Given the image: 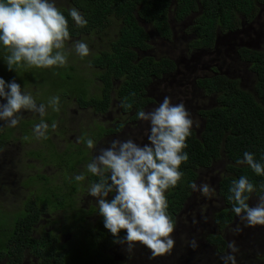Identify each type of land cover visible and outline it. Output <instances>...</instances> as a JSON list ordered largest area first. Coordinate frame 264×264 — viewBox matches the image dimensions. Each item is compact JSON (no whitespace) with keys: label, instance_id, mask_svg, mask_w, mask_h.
<instances>
[{"label":"trees","instance_id":"1","mask_svg":"<svg viewBox=\"0 0 264 264\" xmlns=\"http://www.w3.org/2000/svg\"><path fill=\"white\" fill-rule=\"evenodd\" d=\"M71 4V8H76L87 24L77 26L68 9L64 6L59 8L68 19L69 40L86 42L95 35L107 34L111 25H119L117 37L110 42L109 48L92 54L89 62L90 70L99 81L100 94L90 95L88 86L91 80L81 77L78 78L87 80L86 84L82 83L83 88L76 84V87L70 88L69 95L62 94L68 82L70 87L75 82L71 77L78 74L76 64H68L70 60L63 67L44 69L22 63L9 71L6 56L10 53L0 43V77L5 80V92L12 79L23 87L37 85L45 88L39 103H45L53 96L60 97L59 111L51 114L54 120H62L66 100L69 99L67 96H75L79 108L90 106L95 111L104 112L110 105L113 92L122 110L134 109V117L153 101L146 95L149 85L155 79L176 74L178 65L166 56L155 58L142 54L151 48L150 36L143 24L150 25L159 40L169 41L173 36L171 20L181 23L194 15L185 30L193 35L183 45V53H191L189 58H183L187 63L194 60L192 55L211 51L216 46L218 32L232 34L239 26V18L251 22L259 9H264V0H71ZM236 55L249 64V70L255 75L251 91L244 90L238 79L224 74L196 80V86L203 90L205 96L214 95L215 105L197 111L203 120L202 129L198 135L191 129L184 149L189 159L180 167L183 175L174 188L165 192L167 212L172 220L184 207L191 193L190 184L198 177L197 170L207 169L219 161L224 165L217 181V192L225 205L214 214V223L219 228H227L236 215L232 211L234 202L228 198L234 179L246 176L255 185L251 194L264 196V176L256 175L246 164L236 163L243 159L244 152H250L257 162L264 164V49L236 47ZM70 56L73 55L69 52V59ZM50 134L48 129L46 135ZM61 134L60 131L58 135ZM100 135L98 133L97 139ZM10 136L11 132H0V148L4 139ZM86 140L82 139L78 146L71 145L72 149L66 154H60L53 143L43 157L34 151L29 152L28 156L42 158V163L59 169L63 178L60 183L53 184L54 174L38 176L37 180L43 187H38L8 215L0 211V264H24L26 256L35 264H124L123 260L116 262L109 254L116 238L104 228L103 217L88 220L99 211L98 205L88 206L87 209L77 207L88 187L101 180V177L87 172L88 163L84 162L90 160L87 158ZM84 152L86 158L82 156ZM81 173L85 174V180L75 181L73 177ZM108 175V172L104 173L105 177ZM251 194L246 195L250 197ZM66 209L69 214L64 221H51V218L58 217L57 212ZM45 214H49L47 225L59 224L53 228L56 235L53 231L44 230L47 225L43 227L41 221ZM37 233L39 235L35 237ZM61 234L64 240L60 239ZM206 241L216 246L218 252L226 248L220 235L208 236Z\"/></svg>","mask_w":264,"mask_h":264},{"label":"rangeland","instance_id":"2","mask_svg":"<svg viewBox=\"0 0 264 264\" xmlns=\"http://www.w3.org/2000/svg\"><path fill=\"white\" fill-rule=\"evenodd\" d=\"M49 2H52V0H49ZM54 2L57 8L64 6L69 9L72 7L71 0H54ZM193 17L194 15H190L181 23H175L171 20L170 25L173 36L169 41L159 40V37L151 26L143 24L149 33L151 48L142 54H149L156 58L164 55L174 59L178 65V72L176 74H170L160 80L155 79L153 84L147 88L148 97L153 98V101L148 103L143 111L146 113L153 111L165 97H169L173 105L183 103L185 109L190 114V118L193 120L192 129L198 135L202 129L203 120L198 116L197 111L201 107L214 106L215 102L213 94L203 97L197 92L193 85V79L199 78L198 75H201L200 77H210L204 74L210 75L211 69L220 65L219 68L222 73L227 74L232 79H238L240 86L244 90L251 91L255 75L249 70V66L245 65L246 62L242 63L239 60V57L233 50H236V46L239 44H241V47L253 48L254 50L264 49V9H259L257 16L251 22L239 18V26L231 35L228 32H218L216 34V42L218 44L211 51L208 53L206 51H199L201 53L191 56L194 60L184 63L183 58H189L191 53H187L186 51L183 53V45L193 36L185 30L187 25L189 26L192 22ZM118 28L119 25L116 23L108 28L107 34L104 33L103 35H95V37L89 38L86 43L89 46L90 54L84 58H79L77 54H74L76 39L65 41V47L62 51L67 54L70 52L73 55L70 56V59L68 58L70 60L68 64H76L78 74L71 77L75 79V82L71 83V87L70 82H68L62 94L69 95L70 88L76 87V84H78L77 87L83 88V84H86L87 80H91L88 86L90 95L95 96L101 93L99 81L92 73V70H90L89 62L92 54L95 55L100 50H107L109 48L110 42L114 41L117 37ZM229 35L231 39L227 38ZM223 42H226L225 45H222ZM229 43H232V46ZM71 60H74V62ZM188 75H190V78H186ZM78 77L87 80L83 81ZM177 77L179 79L180 77L186 78L183 82L184 85H182L184 88L186 87V94L183 93L182 87H179L178 89H181V91H178L177 87L172 85L174 84L172 78ZM57 85H59V82ZM44 90L45 88L42 89L37 85L21 86L22 93L28 92L32 94L36 100L37 107L44 104L45 115L43 117L39 113L23 110L20 114L21 119L16 127H8L7 121H0V132H11L7 149L0 151V211L7 215L15 210L16 205L21 204L35 193L39 185L37 182L34 185L30 181L36 173V167L39 168V173L42 175L54 174L56 178L53 184L60 183L63 178L59 169H54L53 167L43 168L40 165L42 162L40 158H32L24 154V152L34 151L38 156L43 157L48 153L42 143L43 138L38 139L36 137L37 134L34 133V126L39 124L41 119L45 120L48 116L47 120L54 122L51 114L55 111L49 106V101L45 103L38 102ZM74 97L67 96L69 99L66 100L65 114L62 115V120L60 118L57 119V127L54 130L49 128L51 130L50 137L56 143L57 150L62 149L64 145L62 141L56 139L68 140L70 145L78 146L82 143L80 136L84 135V139L91 138L95 141L93 148L88 149L86 146L88 150L87 158L90 161H85L84 163H91L96 158V155L99 156L101 154L102 149L111 146L113 140L123 142L124 140L131 139L140 146L149 143V122L141 121L137 116L134 117V109L123 111L119 106L118 98L113 92L111 93L110 106L106 111L107 114L104 116L94 115L89 108H79L75 103ZM3 103H6V101L0 99V104ZM98 123L111 128L115 124L123 125V127L114 134L97 139V131H99ZM60 131H63L64 135H60L55 139L53 134H58ZM83 149L84 147H82ZM85 153L82 156L85 157ZM15 154L18 155L14 156ZM223 165L224 163L219 161L207 169L200 168L197 170L198 177L195 180L197 187L199 188V185L202 183H207L213 189V193L211 196L206 197L201 192L191 189V193L184 203V208L176 214L173 220L175 227L171 235L175 244L170 254L152 257L151 252L138 243L131 251L127 249L126 244L116 243L109 249V254L112 258L119 263L123 260L124 264H224L221 257L229 254L230 249L228 248V244L231 241H235L238 248V252L234 254L236 264H264V226L246 227V222L242 221L237 215H235L227 228H219L214 223V214L225 207L217 192V181L220 179ZM114 194H109L107 198L111 199ZM261 196L251 194L248 204L255 206ZM97 199V197L89 196L87 189L82 196V200L77 203V207L87 209L91 205L97 206ZM68 214V209L66 211H59L57 212L58 217L51 218V221H64L63 219ZM48 217L49 214H45L44 218H42L41 223L43 227L48 224L46 220ZM99 217V213L96 212L88 220L95 221ZM55 226L58 227L59 224L47 225L44 230L53 231L56 235L57 233L53 230ZM237 226L242 231L237 233L235 231ZM38 235L37 233L35 237H38ZM121 235L120 238L122 239L126 235L125 231L122 230ZM211 235H220L225 241L226 248L223 252H218L216 246L210 245L206 241L207 237ZM60 239L64 240L62 234L60 235ZM193 240L198 245L195 250L189 246ZM157 261H161V263H157ZM24 264H35V262L29 256H26Z\"/></svg>","mask_w":264,"mask_h":264},{"label":"clouds","instance_id":"3","mask_svg":"<svg viewBox=\"0 0 264 264\" xmlns=\"http://www.w3.org/2000/svg\"><path fill=\"white\" fill-rule=\"evenodd\" d=\"M68 14L79 27L87 21L76 8H69ZM68 19L57 8L54 0H0V43L10 53L6 56L7 68L26 64L36 68H53L66 66L68 54L62 50L65 41L69 40ZM54 50H56L54 52ZM74 51L81 58L90 54L89 46L80 40L74 43ZM5 92V80L0 77V121H7L8 127H16L23 110L45 115V106L36 105L31 93H22L21 85L12 79ZM60 97L53 96L49 106L59 111ZM141 121L150 125L148 142L143 146L127 139L123 142L113 140L111 146L101 150L91 163L86 166L92 176L101 177L100 182L92 183L88 195L97 197L98 213L103 217L104 228L116 239L113 243H124L131 249L138 243L146 247L152 257L170 254L175 241L172 238L174 222L169 216L168 200L165 192L174 188L183 173L180 167L189 159L184 149L187 138L191 135L193 120L183 103L173 105L169 97L153 111L136 113ZM48 124L41 119L34 126L36 137L47 139ZM54 130L57 125H51ZM95 141L86 140L88 149L93 148ZM118 146V151H117ZM237 164H246L256 175L264 176V164L257 162L250 152L243 153V159ZM108 172L107 177L104 173ZM81 173L73 177L77 182L85 180ZM193 191H199L208 197L213 189L202 183L197 187L190 184ZM255 191V185L246 176L234 179L229 188L233 201L232 211L240 217L246 227L264 226V196L255 206L247 201ZM115 193L108 199L109 193ZM229 226V225H228ZM125 231L121 239L119 234ZM238 233L242 229L237 226ZM122 236V235H121ZM190 247H198L195 240ZM229 254L222 256L224 264H236L235 253L238 252L235 241L228 244Z\"/></svg>","mask_w":264,"mask_h":264},{"label":"flooded vegetation","instance_id":"4","mask_svg":"<svg viewBox=\"0 0 264 264\" xmlns=\"http://www.w3.org/2000/svg\"><path fill=\"white\" fill-rule=\"evenodd\" d=\"M231 35V34H230ZM230 35L227 37V38H230ZM225 43L226 42H223V44L222 45H225ZM218 44V43H217ZM217 44H215V45H217ZM241 44H239V45H237L236 47L238 48V47H241L240 46ZM247 48V47H246ZM253 49V48H252ZM233 52L236 54V50H233ZM149 55V54H148ZM149 56H152V55H149ZM164 56V55H163ZM153 57H155V56H153ZM156 58V57H155ZM239 60H240V58H239ZM242 63H245L244 61H242ZM245 65H249V64H245ZM219 67H220V65H219ZM218 66L217 67H215L214 69H211V71H210V75H206V74H204L205 76H213V75H217V74H224V75H227V74H225V73H222L221 72V70H220V68H219ZM173 74V73H172ZM189 74V73H188ZM165 75H167V74H165ZM164 76V75H163ZM201 75H198V77L199 78H203L204 76H202V77H200ZM186 78H190V75H188ZM186 78H183V77H180V79L177 77V78H172V82H174V84H172V85H174V87H177L176 89L178 90V91H181V89L179 90L178 88L179 87H182L183 88V93H185L186 94V87L184 88L182 85H184L183 84V82L186 80ZM161 79H163V78H161ZM198 78H195V79H193V85L195 86V88H196V90H197V92H199L203 97H205V95H204V93H203V90L202 89H200V88H198L197 86H196V80H197ZM158 80H160V79H158ZM154 82V81H153ZM153 84V83H152ZM151 85V84H150ZM149 85V86H150ZM149 88V87H148ZM147 91H148V89H147ZM146 95H148V93H146ZM206 97H208V96H206ZM148 105V104H147ZM110 106V105H109ZM119 106H120V104H119ZM146 107V106H145ZM144 107V108H145ZM87 108H89L92 112H93V114L94 115H97V116H104V115H106L107 114V110H108V108H107V110L106 111H104V112H101V111H95L92 107H84V108H81V109H87ZM120 108L122 109V107L120 106ZM144 108L142 109V110H144ZM202 108V107H201ZM206 108V107H205ZM124 111V110H123ZM60 113H61V115H62V111H60ZM48 117V116H47ZM47 117H46V119L44 120V122L45 123H47L48 124V129L49 128H52L51 127V122H49L48 120H47ZM57 121V119H55L54 120V122L55 123H57L56 122ZM98 126H99V131H97L98 133H100L101 135H100V138L101 137H103V136H107V135H109V134H114V133H116V131H119V130H121V128L123 127V125H120V124H115V126L113 127V128H111V127H106L105 125H101L100 123H98ZM120 126V127H119ZM48 131V130H47ZM107 131H110V132H108L107 133ZM62 132V136L64 135L63 134V131H61ZM51 135V134H50ZM54 136H55V139L56 138H58V136H60V135H58V134H53ZM48 138L47 139H43L42 140V143L44 144V146H45V148H46V150L48 149V150H50V144L51 143H53L54 144V147H55V149H56V143L55 142H53V140H52V138L50 137V136H47ZM83 137H85L84 135H81L80 136V141L82 140V139H84ZM54 138V137H53ZM98 138V137H97ZM5 140V142H4V144H3V147L2 148H0V151H2V150H5V149H7V147H8V139H4ZM56 140H58V141H62V144L64 145V147L62 148V149H60V150H57L60 154H66L67 152H70V148L72 149V147L73 146H71L70 145V142L68 141V140H64V139H56ZM108 148V147H107ZM31 152V151H30ZM24 154L25 155H27L28 156V154H29V152H24ZM97 154V153H96ZM16 155H18V154H15L14 156H16ZM47 155V154H46ZM96 157H97V155H96ZM40 160L43 162V159L42 158H40ZM41 162V164L40 165H42V167L43 168H50V167H52V166H50L49 164H47V163H42ZM54 169H57V168H55V167H53ZM42 174H40L39 173V168L38 167H36V173H35V175L32 177V180L30 181V183H34V185H36V183L35 182H37V184L39 185L38 187H43L42 186V184L40 183V182H38V176H41ZM43 176H45V175H43ZM37 187V188H38ZM40 187V188H41ZM184 208V207H183ZM176 216V215H175ZM161 261H157V263H160Z\"/></svg>","mask_w":264,"mask_h":264},{"label":"water","instance_id":"5","mask_svg":"<svg viewBox=\"0 0 264 264\" xmlns=\"http://www.w3.org/2000/svg\"><path fill=\"white\" fill-rule=\"evenodd\" d=\"M230 39H231V37H230ZM215 44H217V42L215 43ZM231 46H232V43H229ZM248 48V47H247Z\"/></svg>","mask_w":264,"mask_h":264},{"label":"crops","instance_id":"6","mask_svg":"<svg viewBox=\"0 0 264 264\" xmlns=\"http://www.w3.org/2000/svg\"><path fill=\"white\" fill-rule=\"evenodd\" d=\"M161 263V262H160Z\"/></svg>","mask_w":264,"mask_h":264}]
</instances>
